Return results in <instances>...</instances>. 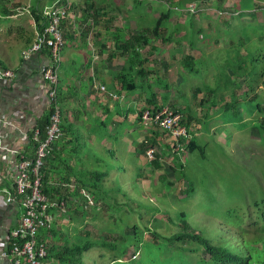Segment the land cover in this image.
<instances>
[{
	"label": "rangeland",
	"instance_id": "rangeland-1",
	"mask_svg": "<svg viewBox=\"0 0 264 264\" xmlns=\"http://www.w3.org/2000/svg\"><path fill=\"white\" fill-rule=\"evenodd\" d=\"M91 1L113 10L117 6L118 11H114L115 16L109 22L99 20L94 24L90 17L82 22V18L76 20V29L87 33V46L97 31L107 26L118 32L150 29L162 10H172L161 35L172 32L178 37L180 32L184 33L182 49L177 45L179 48L174 51L175 44L168 43V38H165L168 42L155 39L154 59L152 65L146 67L154 72L143 79L150 86L140 87L145 93L143 101L137 102V108L144 112L145 108L152 107L149 100L154 99L156 105L164 108L184 109V118L188 114L192 116L190 131L197 143L203 146V152L186 149L179 154V161L176 159L174 171L171 167L174 161L166 151V142H155L161 168L152 165L144 153L140 154V148L136 154L130 144L122 142V148H117L114 157L104 155V151L99 149L98 155L106 163L92 165L94 160L87 156V104L79 95L83 101L77 104L79 112L73 113L70 133L63 131L58 142L60 160L55 158L56 167L62 169L61 173H69V179L74 183L75 174H82L88 168L108 169L110 173L102 180V187L107 190L105 199L109 206L101 207L97 214L91 204H84L82 224L60 216L56 218L57 228L68 236L69 243L79 228L87 230L93 240L105 238L107 242L118 243V233L124 232L126 225L137 224L140 227L137 238L140 241L135 251L134 245L130 244L120 256L119 252L99 245L83 255L82 264H151L154 259L169 256L174 263L186 260L193 264L196 259L208 258L201 251L186 252L181 256L166 238L152 234L156 232L166 237L177 232L181 228L177 216L180 211H184L186 220L198 229L229 227L230 231L238 230L249 236L260 232L259 226L255 229L252 226L250 216L264 219V0H252L251 6H255L246 9H237L239 0H186L197 3L195 12L173 8L180 0ZM28 2L31 0H19L17 7L22 11L21 6L27 7L22 4ZM17 7L13 5L11 13L17 12ZM129 8L132 10L127 12ZM107 13L112 14V11ZM138 14L141 18L134 27L129 17L132 15L137 20ZM230 16L233 17L229 20ZM65 42L64 39V45ZM176 53L174 61L167 60L168 56ZM186 55L194 61L184 66L180 61ZM122 74L124 78L131 79L129 71ZM101 90L105 91V86ZM144 98L149 100L144 101ZM119 106L117 110H124L126 115L127 105ZM142 125L151 127V131L156 128ZM101 127L110 135L107 127ZM113 133L120 139L121 127L117 126ZM163 137L169 139L168 135ZM181 164L182 168L179 167ZM57 177L60 176L54 179L58 180ZM234 215L242 216L243 222L242 219L231 220ZM224 220L232 225L227 227ZM57 242L62 243L63 237ZM131 256L136 259H131ZM44 264H50V261Z\"/></svg>",
	"mask_w": 264,
	"mask_h": 264
},
{
	"label": "crops",
	"instance_id": "crops-1",
	"mask_svg": "<svg viewBox=\"0 0 264 264\" xmlns=\"http://www.w3.org/2000/svg\"><path fill=\"white\" fill-rule=\"evenodd\" d=\"M35 2L39 6H42V8L51 3L50 0H31V2L22 4L27 6H21L22 11H25V13H22L20 11L21 8L17 7L20 5L19 0H0V62L4 66L12 69L15 73L14 79L11 82L0 80V119L5 115L14 122L13 126H9L0 120V144L20 149L22 154L27 158L34 156V147L25 132L31 122L38 123L48 112L45 83L41 75L43 65L49 62L47 51L33 53L26 58L22 57V51L31 44L37 31L35 20L28 8V6L33 5ZM68 2L72 3L71 5L73 6L69 9L67 17L61 23L66 42L64 45L65 48L61 52V60L57 70V100L61 109V124L68 123L72 125L74 123L73 113L79 112L77 111L79 110L77 104L83 101L79 99V95H81L87 104V129L89 133L87 156L90 155L94 163L96 162V164L93 163L92 165L97 166L99 163L101 165L104 162L106 163L98 155L99 149L104 151V155L114 157V155H117V148L119 150L122 148L123 142L125 145L130 144V147L136 153L141 140L147 138L154 142V144L155 142H160V140L166 142V151L170 152L172 157L169 158L174 161L172 166L174 164L177 166V158L172 154L173 150L170 149V145L168 146V142H171L170 138H162V136H165L163 130L156 127L151 131V127H144L140 121V110L137 108V102L139 100L143 101L144 90H141L140 86L130 90L122 87L124 81L122 72L125 70V61L127 58L121 46L122 40L129 39L132 35L144 33L142 30L118 32L113 30L111 28L112 26H107L105 29L97 31L94 36L92 35L93 40L87 46V42H85L87 33L78 31L76 29L77 24H75L79 18H82L81 22L87 20V15L84 14V9L86 8H84V5H86L85 2L87 0H68ZM13 5L17 7L15 8L17 12L11 13ZM174 6L177 5L175 4ZM131 10L132 8H129L126 11L129 12ZM108 11H112V14L107 13ZM114 11H118L117 6H115V10L110 9L109 6H102L101 22H109L108 19H112L115 16ZM25 14H27V17ZM132 14L134 15L135 13ZM232 17H228L229 20ZM129 18L132 26L136 27L135 25H137V21L141 17L138 14L137 20L132 15ZM69 28H75L76 30L72 29L70 31ZM147 35L148 44H145L143 47L136 45L137 51L141 52V59H146L147 61L145 62V64L147 63L146 66L144 64L145 67H148L149 64L152 65L157 44L154 36ZM182 38H184V33L182 34L180 32L178 37L173 35V39L168 42L175 44L173 47L174 51L179 47L182 49ZM177 45L179 47H176ZM151 46H154L155 49H152ZM131 49L132 47L130 46ZM175 55L177 53L168 56L167 60H173ZM137 68H139L138 63L133 66L131 71L134 72ZM147 72H149V69H147ZM153 72L147 73L145 79L149 78ZM131 78H134V82L138 85L142 82L141 76H131ZM100 85L105 86L106 90H101ZM144 85L148 86L145 82ZM128 86L130 88L133 87V85ZM146 100L148 101L149 98H144V101ZM120 104L127 105V113L130 111L129 121L126 120L127 113L125 115L124 110H121V112L117 110ZM101 126L107 127L110 135L102 131ZM117 126L121 127L120 139L116 133H113ZM70 128L68 130L64 128L63 131L70 133ZM123 129H125L124 131L126 133L123 132ZM157 131H159V134ZM151 132L153 133L152 136H150ZM59 148L60 144L58 143L56 150L58 156L55 157V155H52L53 157L50 160V164L54 168H57L55 158L60 160ZM105 167H107V164ZM58 169H60L58 172L61 173L62 169ZM116 169H118L117 166ZM101 170L103 171L105 169ZM107 172L108 174L110 173L108 169ZM67 175L70 178L71 175L69 173ZM68 183H72L75 186L73 181L69 180ZM21 211V203L17 201L0 206V239L6 233L8 227H14L16 225ZM0 264L7 263L4 259H0Z\"/></svg>",
	"mask_w": 264,
	"mask_h": 264
},
{
	"label": "trees",
	"instance_id": "trees-1",
	"mask_svg": "<svg viewBox=\"0 0 264 264\" xmlns=\"http://www.w3.org/2000/svg\"><path fill=\"white\" fill-rule=\"evenodd\" d=\"M51 2L54 0H50ZM63 4H67L68 11L73 6L72 3L68 2V0H60ZM240 6H238L237 9H246L254 7L255 5L251 6L253 4L252 0H239ZM188 1L186 0H180V2H177V7L182 10L185 8V6L188 4ZM187 3V4H185ZM191 3V2H190ZM196 3V2H195ZM86 5H84V14L87 15V17L92 19V23L98 24L100 21V15L102 6L96 5L93 1L87 0L85 2ZM185 4V5H184ZM197 4V3H196ZM184 7H179V6ZM174 8V6H173ZM42 6H39L36 2L33 3V5L30 6L29 10L31 11V14L35 20V24L37 27V30H39L45 22V18L42 15ZM171 9H165L162 10L159 13V16L154 20L153 26L150 29H143L142 33L138 35H132L129 39L122 40L121 46L124 49V54L127 56L125 61V70L129 71L130 78L131 76H141V80L143 82H140L139 85L134 82V79L124 78V81L122 83V87L124 89H133L137 88L138 86L143 87L144 82L143 79H145L147 72L146 67L144 66L146 59H141V52L137 51V46L143 47L145 44H148V35H153L156 39H161V41L168 42L165 38H168L169 41L173 39L172 32L168 34L167 37L164 35H161V29L165 25L167 19L169 18L171 14ZM109 21L111 19H108ZM191 38V35L190 37ZM193 45V44H192ZM130 46L132 49L130 50ZM152 49H155L154 46H151ZM186 57V58H185ZM194 61V59L187 55L184 56L182 59V62L184 66H187L188 64H191V62ZM138 63L139 68L135 69L134 72H132L133 66ZM149 72H152V69L149 68ZM133 73V74H132ZM133 81V82H132ZM166 83H164L165 85ZM128 85H133V87H129ZM150 84H148V87ZM166 86V85H165ZM153 96V95H152ZM165 99L163 98V101ZM152 107H147V109L152 115L160 111L164 106L160 104H155L154 99H150L148 102ZM174 111L179 113L181 115V124L185 125L187 132L189 133L188 140L185 141V138L179 137L177 141H172L173 145H176L177 142L183 143L185 145V150L188 151H194L195 149L199 150L202 154L203 152V146L199 145L197 141L195 140V136L193 135V132L190 131V123L192 120V116L188 114L186 118L183 116L184 109H176L174 108ZM142 112H139V118L142 122ZM49 120V112H47L37 123V126L41 132V137H44L45 133V126L48 123ZM64 125V126H63ZM153 127H157L156 125L151 124ZM63 126V129L65 128L68 130L70 128V125L67 124H61V127ZM159 128V127H158ZM70 130V129H69ZM162 130V129H161ZM165 133V136H170L169 133L166 131H163ZM150 145L155 146V144L150 141L147 138H144L139 143L140 153H144L146 159L148 160L146 156V150ZM170 143L168 142V146ZM58 146V141H55L52 145V151L49 153V155L46 158V162L41 168V171L43 173L42 176V191L48 196L51 201H55L56 203L63 202L62 205L53 206L51 208V211L55 214V220L51 223L50 227L41 229L40 235L38 236L42 241H45L47 244V251L46 255L41 259V264H44L45 261H50V264H82V257L83 255H86V252L96 246L101 245V247L109 248L113 251L119 252L120 256H122L127 247L131 244L134 245V251L136 250V247L138 246V242L140 240H137L138 238V228L137 224L133 225H126V228L124 232L118 233V236L120 237V241L118 243L116 242H107L105 241V238H100L99 240H93L89 238L88 231L84 230L82 228L78 229V233L76 231V227L73 228L75 234L72 236L73 239L68 242V236L60 232L57 228L58 223L56 221V218L61 217H67L69 221L82 224L84 222V216H85V210H84V204L87 206L88 204L90 207L94 208V212L97 213L101 207H105V205H108V201L105 199V195L107 194V190L104 189L102 186V180L105 176L108 175L107 170H101L97 167L94 169H87L82 174H75V186H62V184H59L58 186L54 185L53 182L55 181V176H60L58 178V183L63 182H69V175L64 173H59L60 169L57 170V168H54L50 163L51 156L56 154ZM170 149H172V146L170 145ZM186 150V151H187ZM157 151V149H156ZM174 156L178 159L179 154L177 152H173ZM155 152V158L148 160L152 165H154L156 168L160 167L161 165L159 163V160L156 157ZM179 161V159H178ZM67 168L68 165H65ZM179 166V165H178ZM182 168L181 166H179ZM172 169L175 171L176 166L173 165ZM61 187H64L61 189ZM64 190V191H63ZM187 191H190L189 189H185ZM264 200V199H263ZM115 201V200H114ZM118 207V206H117ZM155 209V208H154ZM111 210V209H110ZM98 214V213H97ZM140 214V213H139ZM264 214V212H262ZM178 219L180 221V227L179 230L175 233H172L170 236H160L159 233L152 232V234L155 237H162L166 238V240L169 242L171 246H173V249L175 251L180 252V255L183 256L186 252H196L201 251L204 253V255H208V258H200L196 259L193 264H264V219H257L254 216H250V219H252L253 223L252 226H254V229L258 226L261 228L260 232L254 233L252 236H249L248 234L245 235V233H241L240 231H230L228 228V223L226 220H224V223L228 228L222 229L218 226H215L213 228H196V226H193L186 220V213L184 211H180L178 214ZM241 216V215H240ZM231 220L238 219L239 221L243 218L242 216L238 218L237 215L231 216ZM238 221V222H239ZM57 224V226H56ZM116 224V223H115ZM237 224V223H234ZM232 225V224H230ZM238 225V224H237ZM251 226V225H250ZM147 228V227H146ZM210 230V231H207ZM112 230V229H110ZM60 233L63 235L61 236ZM84 234V236H83ZM247 236V237H246ZM63 237V242L58 244L57 239ZM189 241V244L186 245V243ZM215 241V242H214ZM156 242V240H154ZM217 242V243H216ZM158 243V242H157ZM213 243V244H212ZM220 243V244H219ZM223 243V244H222ZM168 247V246H167ZM234 247V248H233ZM134 255V254H132ZM115 258V257H114ZM112 258V260H115ZM121 258V257H120ZM119 258V259H120ZM131 259H136L132 258ZM175 261L173 258L169 256L163 257L161 259H154L151 264H192L188 261L184 260L183 263H174Z\"/></svg>",
	"mask_w": 264,
	"mask_h": 264
},
{
	"label": "built area",
	"instance_id": "built-area-1",
	"mask_svg": "<svg viewBox=\"0 0 264 264\" xmlns=\"http://www.w3.org/2000/svg\"><path fill=\"white\" fill-rule=\"evenodd\" d=\"M197 7L195 2H191L184 9L195 12ZM174 8L179 9L177 6ZM67 14V4H63L60 0H54L45 5L42 9L45 22L36 31L31 44L22 51L24 58L33 53L47 51L49 62L43 65L41 75L45 83L49 120L45 126L44 137H41V132L35 122H31L25 132L34 147L32 158L25 157L18 148L0 144V206L17 201L21 203L22 208L16 225L8 227L0 239V259H4L7 264H41V259L46 255L47 244L38 236L41 229L50 227L55 220L56 216L51 208L63 204L62 201L59 203L51 201L42 191L41 168L52 151L53 143L63 135L61 109L57 100V70L64 45L61 22ZM14 76V71L0 62V80L11 82ZM103 88L104 86H101V89ZM141 117L143 124L156 125L170 134V145L173 152L178 154L185 152L183 143L172 144V141H177L179 137L185 138V141L189 138L185 125L181 124L179 113L169 107H163L154 115L145 110ZM0 120L5 125H14L12 119L10 120L5 115ZM155 152V146L150 145L146 150L147 158L154 159ZM53 184L70 187L73 185L65 182L58 183L57 180Z\"/></svg>",
	"mask_w": 264,
	"mask_h": 264
},
{
	"label": "bare ground",
	"instance_id": "bare-ground-1",
	"mask_svg": "<svg viewBox=\"0 0 264 264\" xmlns=\"http://www.w3.org/2000/svg\"><path fill=\"white\" fill-rule=\"evenodd\" d=\"M133 1V0H132ZM114 2V1H113ZM137 4H139L138 2H137ZM208 4V3H207ZM133 6V5H132ZM182 6V5H181ZM183 7V6H182ZM181 51V50H180ZM236 54V53H235ZM187 56V55H186ZM186 58V57H185ZM252 58V57H251ZM252 60V59H251ZM181 65V64H180ZM241 66V65H240ZM262 115H263V113H262ZM263 117V116H262ZM184 177H186V176H184ZM251 202V201H250ZM263 206V205H262ZM185 207V206H184ZM260 207V206H259ZM21 210V209H20ZM225 210V209H224ZM235 212V211H234ZM160 213V212H159ZM203 214V213H202ZM19 216V215H18ZM12 219V218H11ZM16 219V218H15ZM240 226V225H239ZM242 228V227H241ZM248 228V227H247ZM241 232V231H240ZM242 233V232H241ZM247 237V236H246ZM215 242V241H214ZM217 243V242H216ZM213 244V243H212ZM220 244V243H219ZM223 244V243H222ZM234 248V247H233ZM200 251V250H199ZM201 260V259H200Z\"/></svg>",
	"mask_w": 264,
	"mask_h": 264
}]
</instances>
